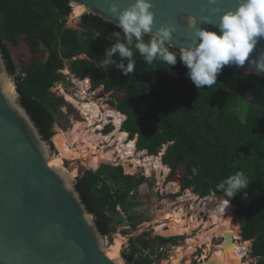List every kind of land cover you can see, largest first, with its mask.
Instances as JSON below:
<instances>
[{
  "label": "trees",
  "instance_id": "obj_1",
  "mask_svg": "<svg viewBox=\"0 0 264 264\" xmlns=\"http://www.w3.org/2000/svg\"><path fill=\"white\" fill-rule=\"evenodd\" d=\"M72 12L69 0L0 1V47L20 103L43 138L52 144L56 136V116L65 101L51 90L66 79L60 71L72 62L71 73L90 79L93 91L104 87L106 93L123 94L109 104L126 116L122 130L137 140V150L154 156L168 146L163 163L171 168L169 180L179 179L182 192L227 199L218 185L237 171L245 173L250 183L230 203L236 208L242 240L252 243L250 256L264 264V79L222 70L216 84L197 89L179 57L169 67L159 60L147 64L138 53L135 70L128 75L115 65L105 69L100 66L104 50L115 42L109 37L119 29L88 13L81 17L80 30L69 28ZM21 39L28 54L16 51L14 57L10 47L16 48ZM14 58L25 78L18 75ZM114 59L120 62L118 55ZM146 181L126 175L122 167L102 165L96 172L81 173L76 188L100 232L108 237L122 224L117 207L127 212L136 206L131 193ZM243 193L246 199L241 198ZM134 220L132 216L135 230ZM146 237L131 240L130 252L124 254L128 264H151L148 258H136V242L153 249L178 241Z\"/></svg>",
  "mask_w": 264,
  "mask_h": 264
},
{
  "label": "water",
  "instance_id": "obj_2",
  "mask_svg": "<svg viewBox=\"0 0 264 264\" xmlns=\"http://www.w3.org/2000/svg\"><path fill=\"white\" fill-rule=\"evenodd\" d=\"M69 2L73 9L82 7L107 23L114 26L118 23L108 12L111 0ZM116 2L124 10L134 0ZM152 3L156 27L176 25L172 49L179 51L190 43L189 16L198 19L210 16L213 24L199 26L218 32L213 26L218 16L211 14L214 5H209L208 0H152ZM222 6L234 5L232 0H226ZM261 55L264 38L258 41L250 59ZM223 70L264 79V72L258 74L247 61L244 66L229 65ZM53 157L52 144L43 138L20 103L0 47V264H128L107 256L106 237L77 191L76 181L68 172L49 166ZM233 246V236L226 234L222 248L230 253ZM205 264L216 261L210 258Z\"/></svg>",
  "mask_w": 264,
  "mask_h": 264
},
{
  "label": "clouds",
  "instance_id": "obj_3",
  "mask_svg": "<svg viewBox=\"0 0 264 264\" xmlns=\"http://www.w3.org/2000/svg\"><path fill=\"white\" fill-rule=\"evenodd\" d=\"M225 3L226 0H208L209 5H214L210 9L211 14L218 16L213 25L218 32L199 26L213 24L210 16L188 17L187 28L192 33L188 38L190 43L181 47L177 54L171 50L176 25L156 27L152 0H134L124 10L119 8L116 0H111L108 12L117 18L115 27L119 31L111 33L109 38L115 42L105 48L100 66L107 69L115 65L116 69L128 75L135 70L136 53L147 64L159 60L169 67L176 65L179 57L188 69L186 75L197 89L216 84L225 66H244L247 61L258 74L264 72V55L250 59L258 41L264 38V0H232L234 6L231 7L222 6ZM117 55L119 63L114 59ZM249 183L245 173L237 171L218 185L227 197L224 210ZM241 198L246 199L247 193H243Z\"/></svg>",
  "mask_w": 264,
  "mask_h": 264
},
{
  "label": "built area",
  "instance_id": "obj_4",
  "mask_svg": "<svg viewBox=\"0 0 264 264\" xmlns=\"http://www.w3.org/2000/svg\"><path fill=\"white\" fill-rule=\"evenodd\" d=\"M60 73H62L64 75V71H60ZM20 74H21L22 78L26 77L25 73H20ZM71 75L73 76V80H75V81L76 80H82L81 78L74 76L72 73H71ZM13 80H14V78H13ZM89 83H90V86H89L88 92L90 91V88H91V91H93L90 80H89ZM53 88H52V90H53ZM102 88L104 89V87H102ZM95 91H93V95H96ZM107 94H111V93H107ZM87 101H89V100H87ZM98 107L100 108V111L104 115V116H101V118L99 119V122L100 121H102V122L104 121V122L102 125H97L96 131L93 134L94 135L93 138L97 139V142H98L97 148L98 149L100 148V150L105 151L106 154L111 153L110 157L107 160L102 161L101 164L102 165H110L113 167H122L125 174L128 176L145 177L147 180L155 178L156 180L154 181V184H155V182H156V184H155V188H154V193L156 194V202H158L160 204V206H163V207H167L169 205L170 206L177 205L178 202H180L181 199L184 197H180L183 194V192L181 190L180 183L171 182L169 180V177L171 174V168L163 163V156L165 155L168 146L167 145L163 146V148L160 150V152L154 156L149 155L147 151L137 150L136 146L134 149V153L131 156H129L125 152L121 153L120 151L117 150V147L113 148V144H115V143H113V142H112L113 144L111 143L112 139L110 141L106 139V138H112L113 136H115V133L117 131L115 121L112 118L105 117V114L103 113V111L105 112L106 108H108V107L102 108L99 105H98ZM124 121H125V119H124ZM124 121L120 125L119 131H123L122 126H123ZM111 125H113V127H114V131L112 133H110L111 131L109 132V129H113L111 127ZM104 129H107V130H105L106 131L105 136L103 133ZM86 133L91 134V130H88ZM103 140L107 141L108 149H106V147H105V149H103V146H105V143ZM126 141L128 143H130V141H132L130 139L128 133H127ZM135 142H137L136 139H135ZM100 144L102 145V147ZM109 148H112V150L109 151ZM135 159L138 160V164L129 163V161H133ZM158 162L161 163L162 168H157V165L155 163H158ZM102 165H100L98 169H96V170L93 169L92 171H94V172L98 171ZM146 184H147V181L142 186H140L138 191H140L141 188L142 189L145 188ZM175 186H177V190H173L176 188ZM190 192L193 194V196L196 199L194 202L199 200V205H198L199 208L197 210H194L192 207V209L190 211H187L182 207L184 212L182 213L181 220L186 221L185 228L189 231L186 233V235H191L192 236L191 238H193V236H194V239H189L194 244L193 243L188 244L189 240H187V246H185V247L179 246V242H177V244H158L153 249H146L143 247L142 244H139L136 242L135 246L138 249V252L136 253L137 259L139 257H144V258H148L150 260L151 264H163V260L168 258L169 260L166 264H176L174 262V256H172V254L175 253L180 248L185 249V248H189V247L191 248L192 247V249H193L192 261L193 262L195 261L197 264H205V262L212 257L213 252H216V249L222 250V245L225 241V235H223L221 230L218 228L219 222H215L212 215H216L219 213L218 215L221 216L220 218L223 221L228 219V215H226L224 212H222V213L218 212L217 213L218 208H215V210H217V211H215V214H212L211 211L208 210V208H210V204H208V206L206 207V201L209 199L210 196L205 197V198H201L200 196L194 194L193 191H190ZM168 195H171L173 197H178L177 198L178 200H176V202H174V203L170 202L169 200H167ZM131 196L133 198L134 197L137 198L138 192L131 193ZM201 205H202V208H201ZM176 210H177V208H176ZM175 211H173V212H175ZM117 212L120 214V218L122 219V225H124V227L127 231L129 230V232H131L129 237H131L132 239H136L137 237L141 236V235L136 236L135 234L132 235V230H133L132 221H131V217L133 216L132 212H129V211L126 212L120 206L117 207ZM201 215H203L202 222H200ZM205 219H207L206 222H205ZM166 222L170 223L169 218H168V220H166ZM204 222L206 224H204ZM169 223H166L167 226H165V229H169L168 228ZM200 229H201V231H200V233H198ZM205 231H208L209 233H203ZM201 233H203L202 235H205V234H210V235H208L209 238H206L207 240L199 243L196 241V239H200V237L202 235L199 236V234H201ZM158 234H160V233H158ZM129 237L123 238L124 244H123L122 250L125 247H128L127 243L129 242ZM170 238H176V237H170ZM149 239H154V238L149 237L147 234L146 240H149ZM200 241H202V240L200 239ZM211 248H213V249H211ZM186 257L183 258L178 264H183L185 262ZM193 262L191 264H193Z\"/></svg>",
  "mask_w": 264,
  "mask_h": 264
},
{
  "label": "rangeland",
  "instance_id": "obj_5",
  "mask_svg": "<svg viewBox=\"0 0 264 264\" xmlns=\"http://www.w3.org/2000/svg\"><path fill=\"white\" fill-rule=\"evenodd\" d=\"M0 1H2V0H0ZM81 17L77 20H74L70 16L68 18L67 26L69 28L80 30ZM0 21H1V18H0ZM10 49H11L12 55L14 57H15L16 51H19L22 54V56H27V54H28V47H27V45L23 39H21L18 42L16 48L10 47ZM14 60L16 61V64L19 68L18 74H20L19 72H20L21 67H20V64L17 63L19 59L17 60L14 58ZM63 71H64V76L66 77V79L60 83H57L52 90V92L56 95V97H62L65 101V105L61 108L60 113H58L56 116V124L54 125V128H53L55 135H57L59 131H63L65 133L71 132L75 128L77 123H83V124L87 125V126L85 125V132H87L88 130H91L92 128H97V125H102L104 121L99 122V120H98L95 122V124L92 127L88 126L89 125L88 117L85 114H83L84 110L82 108V104L84 102L85 103L86 102L87 103H96L97 105H99L102 108L108 107V108L113 110L114 108L112 106H110L108 103L110 101H114V102L119 101L123 97V94H118V93L117 94H115V93L114 94H112V93L107 94L104 91V89L101 87L95 91L96 95H93V91H91V88H90V91H89L90 96L87 97V100H89V101H87L85 95H83V93H81V91L78 89L76 81L73 80V76L71 75V71H70L69 67L65 66ZM82 80H84V79H82ZM13 83L15 85L14 80H13ZM115 111H117V109ZM103 113L106 114V111L105 112L103 111ZM111 127L113 129H109V132L111 131L110 133H112L114 131L113 125H111ZM105 130H107V129L103 130L104 136H105V132H106ZM111 139H112L111 143L112 142L115 143V144L112 143L113 148L117 147V150H118L119 142H117V136L115 135ZM51 142L55 148L54 155L59 156L60 152L56 148L53 139ZM104 143H105V146H103V149H105V147H106V149H108L107 141H104ZM101 147H102V145H101ZM75 148H77V146H75ZM98 150L100 151V148ZM110 150H112V148H109V151ZM100 165H102V164H100ZM63 167L65 168V170L69 174L75 173L74 181L77 180V178L81 175V173H83L85 171L93 170L89 167L86 160H81V159H76V158L71 159V158H67V157L64 159ZM155 180H156L155 178L147 180L146 187L143 189L141 188V190L138 191V196H137V200H136L137 205L128 208V211L132 212L133 216H135V220L133 222L136 223V226H137V228L135 230L134 229L132 230V235L135 234L137 236V235H142V234H148L149 237H153V238H156V237H164V238L176 237L178 240L177 242H179V246L185 247V246H187V240L194 239V236H193V238H191L192 237L191 235H186V234L180 235V236H166V235H163L161 233L158 234L157 233L158 228L161 226H159V224H156V221L161 219V217L163 218V216H165L169 213L170 214L174 213L173 211H175L176 208L178 210V209L183 207L185 210L190 211L193 207V204H194V208L199 205V200H197V202H193L191 200L182 201V199H181L180 202L177 201L178 204L175 206H170V205L167 207L160 206V204L158 202H156V194L154 193V188H155V184H156V182L154 184ZM171 182H178L179 183L180 181H179V179H172ZM188 191L189 190L184 191L180 197L185 198ZM190 191H192V190H190ZM177 198L178 197H173L171 195L167 196V200H169L170 202H173V203L176 202V200H178ZM201 208H202V205H201ZM233 216H234V213H233ZM202 219H203V215H201L200 222H202ZM234 219H235V217L233 218V220ZM206 220L207 219H205V222H206ZM235 221H233L235 223V225L239 226V224ZM205 222H204V224H206ZM165 223H169V222H165ZM116 229L117 230L115 233H113L111 236L106 237V240H107L109 245L112 244L116 240L117 236L126 238V237H129V235L131 234V232H129V230L127 231L125 229L124 225H122V224L118 223L116 225ZM200 231H201V229L199 230L198 233H200ZM203 233H209V232L205 231ZM203 233L199 234V236L202 235ZM236 238H237L236 243L240 244L241 246H243L246 243L241 238L240 226H239L238 236H236ZM131 240H132V238L129 237V242L127 243L128 247H125L121 252V259H123V260H125L124 254H129V252H130ZM196 241L199 243L203 242V241H200V239H196ZM189 242L193 243L191 240H189ZM190 243H188V244H190ZM251 246H252V243L249 242V247H248L249 250L247 249V251H244L245 252L244 261L245 262L251 261L252 263L257 264V260L250 256ZM189 249H192V247L191 248L190 247L185 248L184 250H185V252H187ZM211 249H213V248H211ZM192 251H193V249H192ZM172 256H175V253H173ZM192 259H193L192 254L188 255L183 264L188 263L187 261H190V264H191L193 262ZM168 260H169L168 258L164 259L163 264H166L168 262ZM193 264H197V263L194 261Z\"/></svg>",
  "mask_w": 264,
  "mask_h": 264
},
{
  "label": "bare ground",
  "instance_id": "obj_6",
  "mask_svg": "<svg viewBox=\"0 0 264 264\" xmlns=\"http://www.w3.org/2000/svg\"><path fill=\"white\" fill-rule=\"evenodd\" d=\"M86 13L85 8L82 7H75L73 9V12L71 14L72 19L77 20L79 19L83 14ZM78 89L85 95L86 100L87 97L90 96L88 89L90 86L89 80H76ZM82 108L84 110V113L88 117V126H91L95 123V121L99 120L101 118L102 112L100 111V108L98 107L97 104L95 103H83ZM105 117L112 118L115 120V125L117 126V131L115 135L117 136V142H119L118 145V151L121 153L125 152L129 156L133 155L134 149L136 146V142L130 141L128 143L126 141L127 139V133L123 131H119L120 125L126 120V117L121 114L118 111L112 110L110 108H106V114ZM85 125L83 123H77L75 128L69 132L65 133L63 131H59L58 134L53 138L54 144L56 148L59 150L60 155H54L52 160L49 162V166L54 169H59V170H65L63 167L64 164V159L67 158H76V159H81V160H86L87 164L91 169H98L102 161L107 160L111 153L106 154L105 151L98 150L97 145V139L93 138L94 137V132L96 131V128L91 129V134L85 132ZM87 126V125H86ZM107 140L110 141L111 138H106ZM77 146V148H75ZM129 163L133 164H138V160L135 159L133 161H129ZM157 165V168H162V165L160 162L155 163ZM71 178H74L75 173L69 174ZM174 190H177V186ZM186 200H191L195 201V197L193 194L188 191L187 195L185 198H182V201ZM226 199L224 198H218L216 195H211L209 199L206 201V207L208 204H210V208H208L209 211H211L212 214H215V208H218V212H224L226 215H228V219L223 221L221 220V216L216 214L212 215L213 219L215 222H219V229L221 230L223 235L230 234L234 238V246L231 252L229 253L228 251L220 249H216V252H213L212 255V260L216 261V264H254L251 261L250 262H245V252L247 251L249 247V242H246L243 246L240 244L236 243V236H238L239 232V226L235 225L233 222V213L234 210L236 209L234 205L231 203L229 206L224 210V201ZM197 202V201H196ZM197 206V205H196ZM199 206L194 208L193 204V209L197 210ZM184 210L182 208L176 210L172 214H167L163 216V218L159 219L156 221V224H159L158 228V233H161L166 236H180V235H185L187 232H189L185 228V223L186 221L181 220L182 213ZM170 220V223L168 224L169 229H165L166 225V220ZM210 234H205L200 237L202 241L207 240L206 238H209ZM236 235V236H235ZM188 243H190L188 241ZM124 244V239L123 237L117 236L116 240L112 244H108V247L106 249V254L111 260H121V252ZM249 250V249H248ZM192 249H189L187 252L183 248H180L175 252L174 256V262L178 264L183 258H185L188 255L192 254ZM244 252V253H243ZM187 264H190V261H187Z\"/></svg>",
  "mask_w": 264,
  "mask_h": 264
}]
</instances>
